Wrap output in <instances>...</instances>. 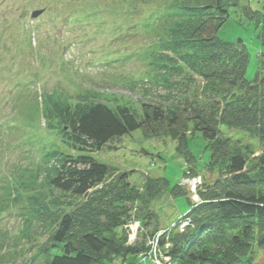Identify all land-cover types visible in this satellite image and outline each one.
Returning a JSON list of instances; mask_svg holds the SVG:
<instances>
[{"label":"trees","instance_id":"obj_1","mask_svg":"<svg viewBox=\"0 0 264 264\" xmlns=\"http://www.w3.org/2000/svg\"><path fill=\"white\" fill-rule=\"evenodd\" d=\"M240 2L168 0L155 18L150 14L142 20L159 35L149 77L166 89L168 102L111 101L98 92L72 96L60 89L44 90L29 100L24 124L33 128L43 121L61 143L80 152L62 150L55 138L40 156L37 174L53 195L48 206L39 199L33 202L34 217L50 220L52 226L35 257L42 258V264H117V259L123 264L130 256L135 260L147 250L145 241L161 230L153 202L169 189L173 197H188L183 185L170 188L165 177L148 175L139 187L130 181V172L88 154L139 129L147 138L176 142L187 164L184 178L202 171L218 175L213 183L204 182L199 191L203 202L193 206L189 199V227L170 228L159 237L161 247L168 244L172 262L254 264L255 249L264 248V61L255 78L246 79L250 53L244 40L218 36L230 9ZM243 11L260 28L258 38L264 44V12L251 6ZM0 25L6 30L11 23L6 17ZM3 39L1 34L5 47ZM224 126L255 143L226 134ZM192 135L201 136L209 154L202 170L190 146ZM32 183L27 189L36 188L37 175ZM183 218L186 214L180 221ZM132 220H139L144 232L128 244L126 226Z\"/></svg>","mask_w":264,"mask_h":264},{"label":"rangeland","instance_id":"obj_2","mask_svg":"<svg viewBox=\"0 0 264 264\" xmlns=\"http://www.w3.org/2000/svg\"><path fill=\"white\" fill-rule=\"evenodd\" d=\"M167 1L0 0V16L10 15L14 22L3 33L7 45L0 44V264H42V258L35 257L52 226L50 220L43 222L34 217L33 202L39 199L41 205L48 206L53 195L43 176L37 174L42 163L40 156L55 138L62 150L80 154L61 143L43 121L39 122L42 127L26 126L22 120L26 104L35 94L55 89L72 96L98 92L111 101L118 98L168 102L166 89L149 77L154 74L151 53L158 47L159 35L154 26L145 27L142 21L150 14L155 18L156 11ZM44 6L46 11L32 19L31 12ZM244 6L264 12V0H241L240 6L230 9V17L218 36L232 42L244 40L250 53L245 76L253 80L264 61V44L258 38L260 28L244 13ZM92 12L94 19L90 24L68 20L71 13L84 17ZM18 21H27L30 27L25 30ZM1 29L2 25L0 36ZM222 129L226 134L255 143L243 132L225 126ZM190 146L202 170L209 154L204 153L201 136L192 135ZM88 154L119 171L130 172V181L139 187L149 175L167 178L171 188L182 182L187 170L175 141L147 138L140 129ZM199 174L209 183L218 176L208 171ZM35 175L39 183L29 190L27 187L35 185ZM183 187L188 197H173L169 189L153 202L152 209L159 215L161 227L171 226L188 212L192 207L189 199L199 204L191 189ZM255 250L254 264H264V248ZM149 253L147 259L139 253L135 261L130 256L124 263L155 264L153 254L149 257ZM116 262L121 264L120 259Z\"/></svg>","mask_w":264,"mask_h":264},{"label":"built area","instance_id":"obj_3","mask_svg":"<svg viewBox=\"0 0 264 264\" xmlns=\"http://www.w3.org/2000/svg\"><path fill=\"white\" fill-rule=\"evenodd\" d=\"M181 221L186 225L189 224V222L186 220V218H183ZM126 227L128 230V237L129 238L131 237L130 242H128L130 244L133 243V242H131L132 240H135L142 232H144V228L141 225V222L139 220H132L129 223V225H127ZM165 232L166 231H161V234L158 233L156 235H153V237L151 236V238H149L147 241L148 247L150 248V250H152V252L149 253V257H150V254L151 255L153 254L155 264H166V263L171 264L172 263L171 256L162 251V250L167 249L168 244L165 247H161V246H159V243H158L159 237L161 235H163V233H165ZM136 241H138V239ZM145 256L147 257L148 255L145 254ZM124 264H127V263H124Z\"/></svg>","mask_w":264,"mask_h":264},{"label":"bare ground","instance_id":"obj_4","mask_svg":"<svg viewBox=\"0 0 264 264\" xmlns=\"http://www.w3.org/2000/svg\"><path fill=\"white\" fill-rule=\"evenodd\" d=\"M201 177V175L200 174H197V175H193V176H189V177H186V178H184L183 180H182V182L180 183V184H182V185H185V186H188L190 189H191V191H192V193L194 194V195H196V198H198V200H200V202H199V204L201 203V202H203V199L201 198V196H200V193H199V191L203 188V185H204V182H205V180L204 179H202V178H200ZM193 198V197H192ZM197 202L198 201H195L194 202V200H193V204H195V205H193V206H197L198 204H197ZM192 208V207H191ZM191 211V209L188 211V212H186L185 214H186V220L189 222L190 221V218H189V215H188V213ZM188 218V219H187ZM173 225V226H172ZM171 226H169L171 229L172 228H178L180 231H185L188 227H189V225H186V224H184L182 221H180V219L178 218L175 222H173V224H172ZM162 231H166V232H168V231H170V230H166V229H162ZM157 233H160L161 234V230H159ZM147 246V245H146ZM160 246V245H159ZM152 252V250H150V248L149 247H147V250L145 251V252H142V254L144 253V258L145 259H147V257L145 256V254L146 253H148V252ZM164 253H167L168 252V250L166 249V250H162ZM256 251V250H255ZM168 254V253H167ZM147 255V254H146ZM133 261H135V260H133ZM167 264V263H166ZM171 264H174L173 262L171 263Z\"/></svg>","mask_w":264,"mask_h":264},{"label":"water","instance_id":"obj_5","mask_svg":"<svg viewBox=\"0 0 264 264\" xmlns=\"http://www.w3.org/2000/svg\"><path fill=\"white\" fill-rule=\"evenodd\" d=\"M40 14V12H36V13H34V16H37V15H39Z\"/></svg>","mask_w":264,"mask_h":264}]
</instances>
